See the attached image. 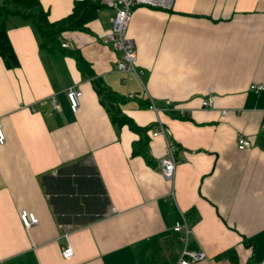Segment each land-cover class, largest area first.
Masks as SVG:
<instances>
[{
	"label": "crops",
	"instance_id": "crops-1",
	"mask_svg": "<svg viewBox=\"0 0 264 264\" xmlns=\"http://www.w3.org/2000/svg\"><path fill=\"white\" fill-rule=\"evenodd\" d=\"M39 1L51 20L74 2ZM113 15L102 4L83 29L61 33L62 44L90 62L91 76L73 56L40 48L29 20L7 21L19 65L7 68L0 57V264H176L183 243L174 224L183 216L189 245L206 253L190 264H258L264 86L250 85H264V0L137 5L127 28L137 64L128 72L117 70L120 52L105 34ZM95 84L149 126L145 156L132 153L139 134L112 120ZM70 85L82 90L76 110ZM158 123L168 132L152 138ZM239 135L251 145L239 149ZM168 144L176 157L170 179L161 172ZM21 209L37 223L25 228ZM64 231L73 246L68 258Z\"/></svg>",
	"mask_w": 264,
	"mask_h": 264
},
{
	"label": "trees",
	"instance_id": "trees-1",
	"mask_svg": "<svg viewBox=\"0 0 264 264\" xmlns=\"http://www.w3.org/2000/svg\"><path fill=\"white\" fill-rule=\"evenodd\" d=\"M100 6L102 4L99 0H74L69 13L51 20L48 17V9L44 8L39 0H0V57L5 67L12 68L19 65V59L7 34L9 17L19 15L34 25L38 33L40 48L50 54L61 52L73 56L83 75H93L90 62L83 57L80 50L62 44L61 33L64 30L83 29L85 24L96 16V11ZM95 87L101 102L110 112L112 120L118 125L127 124L139 134V138L133 141L132 153L145 156L149 140L147 134L149 126L138 124L131 116L124 113L115 102L116 98H122L118 97L114 91L99 84H95ZM227 252L229 251H225Z\"/></svg>",
	"mask_w": 264,
	"mask_h": 264
},
{
	"label": "built area",
	"instance_id": "built-area-1",
	"mask_svg": "<svg viewBox=\"0 0 264 264\" xmlns=\"http://www.w3.org/2000/svg\"><path fill=\"white\" fill-rule=\"evenodd\" d=\"M99 2L114 9V15L111 18V27L105 34L111 43L112 48L120 52V55L116 60L117 70L122 72H128L130 70L136 71V45L134 40L127 34V28L132 17L133 8L137 5L169 8L172 4V0H99ZM250 86L254 90H260L264 85L262 83H252ZM81 94L82 90L78 86L70 85L66 88V97L72 110L78 108ZM129 95L131 96L132 93H129ZM51 102L56 104L54 96L51 97ZM204 103L208 104L209 100H204ZM149 107L153 108L155 111L158 110L157 106L152 101L150 102ZM223 112L226 113L227 109H223ZM167 132V127L162 123H158L154 128L149 129V135L152 138ZM3 140L4 133L0 126V141ZM250 145L251 140L249 138L241 135L237 136V147L239 149L247 148ZM173 148V144H168L166 154L161 158V172L167 179L172 177L176 162ZM110 209L112 210V207ZM19 216L25 228L30 227L33 223H37L38 221L36 214L33 211H28L26 209H21ZM174 229L176 231H182L180 238L183 243L176 264H190L194 261L205 258L206 253L203 249L199 247H191L189 245L191 229L186 217L183 216L181 220L176 221ZM68 235V231H64L63 236L66 238V243L61 248V255L65 258L73 255V246L68 240ZM258 264H264V258Z\"/></svg>",
	"mask_w": 264,
	"mask_h": 264
},
{
	"label": "water",
	"instance_id": "water-1",
	"mask_svg": "<svg viewBox=\"0 0 264 264\" xmlns=\"http://www.w3.org/2000/svg\"><path fill=\"white\" fill-rule=\"evenodd\" d=\"M156 264H164V261H159Z\"/></svg>",
	"mask_w": 264,
	"mask_h": 264
}]
</instances>
